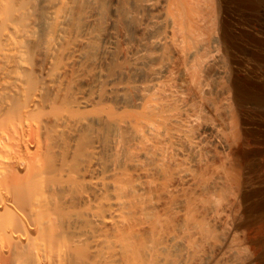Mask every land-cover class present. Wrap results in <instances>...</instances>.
<instances>
[{
    "label": "bare ground",
    "instance_id": "6f19581e",
    "mask_svg": "<svg viewBox=\"0 0 264 264\" xmlns=\"http://www.w3.org/2000/svg\"><path fill=\"white\" fill-rule=\"evenodd\" d=\"M261 18L0 0V264H264Z\"/></svg>",
    "mask_w": 264,
    "mask_h": 264
},
{
    "label": "rangeland",
    "instance_id": "374dc122",
    "mask_svg": "<svg viewBox=\"0 0 264 264\" xmlns=\"http://www.w3.org/2000/svg\"><path fill=\"white\" fill-rule=\"evenodd\" d=\"M259 22L262 24V25H264V18H261L260 20H259ZM136 25H133V26H131V34L133 35V37L134 38H136L137 37V34H136V27H135ZM131 92H128L127 93V97L128 98H130L129 96H131L132 95V93L130 94ZM132 97V96H131Z\"/></svg>",
    "mask_w": 264,
    "mask_h": 264
}]
</instances>
